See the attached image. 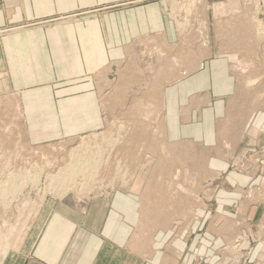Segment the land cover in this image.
Wrapping results in <instances>:
<instances>
[{"label":"crops","instance_id":"0c3cea01","mask_svg":"<svg viewBox=\"0 0 264 264\" xmlns=\"http://www.w3.org/2000/svg\"><path fill=\"white\" fill-rule=\"evenodd\" d=\"M204 1L212 10H227L242 0ZM255 1L264 16V0ZM167 6L168 0L0 3V28L9 29L0 34L4 73L0 94H10L17 102L26 143L70 141L105 126L108 115L122 110L113 98H104L103 108L99 85H107L112 70L119 71L130 58L135 59V48L149 40L171 56L170 71L164 72L171 81L162 86L160 97L156 92L145 95L148 120L159 122L164 143L201 150L191 157L182 151L165 153L158 168L154 166L158 156L149 155L148 181L135 180L127 188L91 197L81 206L70 199H46L17 241L0 242V264H214L218 260L220 248L213 245L219 237L213 234L220 230L209 224L233 221L236 193L244 180L227 169L219 152L221 128L226 126L229 101L236 93L235 75L223 54L185 58L190 43L177 39L165 13ZM155 73L149 78H156ZM117 75L135 77L121 71ZM133 124L149 125L140 118ZM173 158L184 163L180 166L184 174L197 165L202 176L198 194L204 197L211 191L214 197L209 208L198 202L190 209L189 194L181 197L179 207L158 203L157 192L162 196L165 189L155 176L168 175L167 170L174 168L167 160ZM224 172L226 180L221 184ZM157 223L166 225H149ZM175 223L180 224L177 229ZM202 234L212 240V246L199 241L192 246Z\"/></svg>","mask_w":264,"mask_h":264},{"label":"rangeland","instance_id":"374dc122","mask_svg":"<svg viewBox=\"0 0 264 264\" xmlns=\"http://www.w3.org/2000/svg\"><path fill=\"white\" fill-rule=\"evenodd\" d=\"M208 7L204 0H168L165 13L174 25L177 39L190 43L185 58L198 59L211 53L223 54L229 60L235 75L236 93L229 101V118L224 122L226 126L223 125L221 128L219 152L227 163V169L236 176L244 177V180L236 193L238 202L234 208L233 221L209 224L220 230L219 234L212 233L219 237V241L213 246L220 248L219 258L214 264H264V16L260 14L255 0H242L227 10L223 7L214 10ZM8 30L0 28V34ZM135 49V59L130 58L124 65L122 64L119 71L114 68L107 85L104 86V83L99 85L103 108L104 98H113L116 106L122 110L120 113L116 112L114 116L108 115L105 126L103 125L100 130L70 141L31 144L23 139L18 125L19 117L16 127L21 137L18 135L16 138L19 139L17 145L21 143L23 146L27 145L25 148L32 149L33 152L27 154L29 156L26 159L27 163L24 160L20 162L15 157H11V161H14L15 167L23 171L31 169L30 165L33 168L34 165L41 166L42 173L34 185L27 184L11 202L8 196L4 202H10L9 204L5 205L0 198L2 244L8 245L18 240L16 236L38 213L46 199H70L81 206L91 197L127 188L135 180L144 178V181H148L149 175L146 172L150 166L149 155L158 156L154 165L158 168L163 166L164 160L161 156L165 153L169 156L171 152L180 154L179 151H182L183 156L189 154V157L201 154L197 147L189 145L175 147L164 143L159 122L156 121L154 124L148 120L145 95L156 92L160 97L162 86L171 81L164 73L170 71L168 61L171 60V56L168 55L166 48L149 40H142ZM173 60L175 63L178 62L176 56ZM117 71H121L122 74L134 73L135 77L124 79L122 75H117ZM1 72L3 73L2 70ZM154 73L158 76L149 78V74L152 76ZM128 81H131L129 87L126 85ZM9 96L11 95L0 94V121L17 119L15 112L14 115H10L2 111L5 108L3 104L11 98ZM14 104L17 105V102L14 101ZM139 107L141 110L138 111ZM136 118L149 125L133 124ZM119 122L121 124L117 126L116 123ZM6 146L12 147L13 144L4 143L1 149ZM78 146L82 148L78 154L87 149L89 151L87 154L91 153L100 160L97 174L85 179L78 177L74 184L64 189L56 183L52 185L48 176L61 170L64 164L74 162L71 157L72 150ZM37 148L39 151L42 150L43 157H37ZM27 150L25 149V154ZM1 152L0 172L7 167L3 165L9 155L3 150ZM167 162L174 169L172 171L168 169L166 176L160 172L155 176L157 183H163L165 189L162 196L157 192L158 203H174L179 207L181 197L189 194L190 209H194L198 202L200 205L206 204V208H209V201L212 202L214 197L211 191H206L204 197L198 194L202 176L198 173L197 165L184 174L180 169L184 163L179 159L173 158ZM191 162L190 158L189 165ZM225 174L227 173L224 172L221 177V184L225 183ZM3 178L4 176L0 175V180ZM191 211L189 213L193 212ZM149 225L152 227L166 224ZM173 225L175 229L180 226L179 223ZM198 236L192 246L198 245L199 242L202 246H212V240L206 238V235Z\"/></svg>","mask_w":264,"mask_h":264},{"label":"bare ground","instance_id":"6f19581e","mask_svg":"<svg viewBox=\"0 0 264 264\" xmlns=\"http://www.w3.org/2000/svg\"><path fill=\"white\" fill-rule=\"evenodd\" d=\"M178 25L183 24L178 23ZM7 102L12 103V99L10 98ZM12 131L13 133L16 132L19 136L21 135L19 134L17 127L12 128ZM81 149V146H78L72 150L73 155H71V157L73 158L72 160H75L74 162L64 164L61 170L48 176V180L51 181L52 185H55L56 183L64 189L69 185L74 184L75 179L78 177L85 179L86 177H94L95 174H97L100 166V160L97 159V156L91 153L87 154V152H89L87 149L81 151V153L78 154L77 152H79ZM10 164V162H5L3 166ZM30 167L31 169H28L27 171H10L7 169H1L0 175L4 176V178L0 180V198L5 205L9 204L16 195L20 194L27 184L34 185L39 180V176L42 173V167H38L37 165H34V168L32 165H30ZM8 196L10 202L6 203L4 200Z\"/></svg>","mask_w":264,"mask_h":264},{"label":"built area","instance_id":"2783aa9c","mask_svg":"<svg viewBox=\"0 0 264 264\" xmlns=\"http://www.w3.org/2000/svg\"><path fill=\"white\" fill-rule=\"evenodd\" d=\"M2 76H3V73L0 70V79L2 78ZM14 105H13V102L12 103L6 102L5 104H3V106L5 108H3L2 111H5L6 112L5 114L10 113V115H14V112H15L17 119L13 118L12 120L10 119V121H6L4 119H1V121H0V125H1V128H0V132H1L0 133V155L2 153L1 150H3L5 153H9L7 162H10L11 164L7 165V167H5V169L10 170V171L21 170V168L14 167L15 164H14V161H11V157L18 158L20 160V162H22L24 160L25 163H27L26 159L29 157L27 154H29L30 152H33L32 149L27 150V148H25V146L27 147V145L23 146L22 143L20 145H17L19 143V139H16L18 137V134L16 132L13 133L12 128H16V123H17V120L19 121L20 113H19V109L17 108V106L16 105L14 106ZM120 124H121V122L116 123L117 126H119ZM4 143L13 144V146L12 147L6 146L4 149H1V145H3ZM25 149L27 150L26 154L24 153ZM41 151H39L37 148V157H43V154L41 153Z\"/></svg>","mask_w":264,"mask_h":264}]
</instances>
